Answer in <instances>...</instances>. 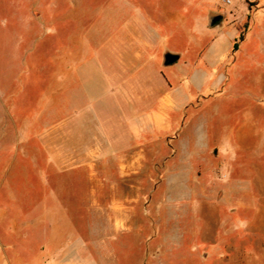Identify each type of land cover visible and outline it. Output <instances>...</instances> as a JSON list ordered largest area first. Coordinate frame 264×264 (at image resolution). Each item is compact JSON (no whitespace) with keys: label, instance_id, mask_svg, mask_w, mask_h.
Masks as SVG:
<instances>
[{"label":"rangeland","instance_id":"obj_1","mask_svg":"<svg viewBox=\"0 0 264 264\" xmlns=\"http://www.w3.org/2000/svg\"><path fill=\"white\" fill-rule=\"evenodd\" d=\"M53 2L0 0V195L35 217L53 190L68 223L43 229L85 238L93 264H264V0H60L29 20ZM37 43L74 49L77 72L102 52L92 67L125 78L90 94L77 77L73 128L56 77L73 66L32 70L19 55ZM91 106L117 122L102 139ZM94 138L117 159L84 160Z\"/></svg>","mask_w":264,"mask_h":264},{"label":"crops","instance_id":"obj_2","mask_svg":"<svg viewBox=\"0 0 264 264\" xmlns=\"http://www.w3.org/2000/svg\"><path fill=\"white\" fill-rule=\"evenodd\" d=\"M60 0H56V3H52L50 8L44 9L38 3L37 5H33L35 14H28L29 20H36L41 16L43 19L49 13L54 16H58V11L60 7ZM27 9V8H26ZM38 10V11H37ZM30 10L28 11V13ZM58 19L52 20L50 25H41L40 29L45 30L44 36L41 38L43 42L46 37L49 35H53L57 37L58 34ZM148 26L151 27L153 31H157V28L150 18L147 21ZM32 29V27H31ZM38 34V33H37ZM35 37L33 36V40ZM41 42V44H42ZM37 43L31 51L26 50L19 55V59H21L22 63H26L30 68L37 69L38 66H42L45 63L51 64H67L68 66L72 65L73 67H69L67 73L56 74L57 81L62 84V87L67 89V97L69 100L67 112L69 113V121L74 123L73 128L76 123V113L79 112L76 105L70 103V98L75 96L76 90V80L77 77L82 84H78L82 90L93 94L92 92H102L104 89L107 91L109 88L108 81H117L124 80V74L115 72L114 74L108 73L103 69V67H92L94 64L104 66L103 57L101 56L102 52H99V56L94 59H88L86 55L82 58V65H84L82 72H77V68L74 66L80 64L79 60L76 59V52L74 49L69 48V55L67 56V60H62L59 55V48H51L50 56H43L44 47ZM85 47L90 50L91 49V41H85ZM144 47L147 48V44H144ZM49 51V50H48ZM42 53V56L39 54ZM179 56V52H170ZM49 54V52H48ZM47 58L48 60H44ZM32 72V71H31ZM38 74V73H37ZM41 73L35 76H32V80H37L40 77ZM128 97H132L129 95ZM131 103V107H128V112L133 114H137L139 110L134 107L135 102L129 98ZM167 103V102H166ZM38 108H31V112L42 113L44 111H50L49 108H44L43 105H37ZM164 110L166 111L167 105H164ZM35 109V110H34ZM85 111L88 107L84 108ZM91 113L93 114L95 127L100 131L99 137H106L107 134L105 131H101L103 129H107L111 124H116V121L109 122L105 116L102 115V112L97 107L91 106ZM138 110V111H137ZM159 108V110L150 111L148 115H146V120L144 121V127H155L156 116L161 117V112L164 111ZM61 109H59V105L53 103L51 105V112L58 113ZM64 111V109H62ZM152 112V113H151ZM95 114V116H94ZM156 114V115H155ZM134 117V116H133ZM138 122V121H137ZM110 123V125H109ZM140 127V123L132 125L133 127ZM76 135V134H75ZM93 148L89 151L90 156L85 157L84 160H97L103 161L107 159V156L111 155L112 158L117 159V152H108L104 150V146L106 141H104V145L100 140L94 138ZM71 140V136H70ZM16 143H18L16 141ZM21 143V142H19ZM46 188V186H45ZM52 195L45 197L43 203L39 207H37V215L35 217H28L27 215H22V211L20 209L19 204L14 203L11 199L8 198V195H0V262H3V253L6 257H8V264H93L91 257V252L85 248V238L79 237L76 238L74 235H70L68 233H50L48 229L44 230L43 225L46 226H55L60 223L67 224L68 216L67 213L61 207L58 198L54 196V192L52 190ZM17 204V205H16ZM18 214V216L16 215ZM78 241V242H77ZM78 247V248H77ZM76 256L83 258L82 261H77L74 259ZM87 258V259H85ZM4 264V263H3ZM96 264V263H95Z\"/></svg>","mask_w":264,"mask_h":264},{"label":"water","instance_id":"obj_3","mask_svg":"<svg viewBox=\"0 0 264 264\" xmlns=\"http://www.w3.org/2000/svg\"><path fill=\"white\" fill-rule=\"evenodd\" d=\"M219 20V16H210L209 18V24L212 26L214 25L217 21ZM178 58L177 55L175 54H172L170 52H167L165 55H164V64H171L173 63L174 61H176Z\"/></svg>","mask_w":264,"mask_h":264}]
</instances>
